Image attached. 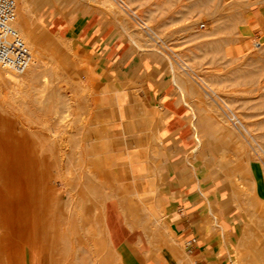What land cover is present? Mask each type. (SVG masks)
Instances as JSON below:
<instances>
[{
    "label": "rangeland",
    "instance_id": "rangeland-1",
    "mask_svg": "<svg viewBox=\"0 0 264 264\" xmlns=\"http://www.w3.org/2000/svg\"><path fill=\"white\" fill-rule=\"evenodd\" d=\"M111 1L121 13L110 10L104 0H28L36 9L34 30L43 41V58L57 59L60 65L56 75L49 63L40 64L30 88L34 103L27 100L22 111L0 101V237L46 236L47 241L37 240L29 251L33 264H41L43 253L50 264H123L101 225L118 165V144L107 135L113 97L103 95L96 61L80 44L78 32L64 34L50 27L52 16L76 26L97 18L126 34L139 52L157 53L163 70L173 77L176 95L189 107L196 141L187 163L196 170L200 190L210 187L212 200L239 219L237 247L226 264H233L236 252L240 264H264V217L254 213L251 203L253 192L264 202V40L249 35L242 55L227 53V42L236 40L233 29L243 32L227 0ZM236 49L230 47L233 53ZM42 74L49 76L47 83H40ZM44 118L47 128L38 129ZM27 124L42 134L37 143ZM48 137L60 139L50 152L44 149ZM43 140L47 142L40 144ZM56 148H64L65 156L59 158ZM151 241L154 248L159 246L157 236ZM40 245L47 247L42 254ZM181 253L186 257L183 247Z\"/></svg>",
    "mask_w": 264,
    "mask_h": 264
},
{
    "label": "crops",
    "instance_id": "crops-1",
    "mask_svg": "<svg viewBox=\"0 0 264 264\" xmlns=\"http://www.w3.org/2000/svg\"><path fill=\"white\" fill-rule=\"evenodd\" d=\"M227 1L243 32L233 29L236 40L227 42L226 51L239 56L249 35L264 40V0ZM51 19L53 32H78L96 61L103 95L113 97L107 135L118 144V165L101 214L110 249L123 264H226L237 245L239 219L212 200L210 187L201 191L197 184L196 170L187 163L196 141L190 109L176 95L160 56L139 52L126 34L101 19L77 26L67 18ZM151 236H157V248Z\"/></svg>",
    "mask_w": 264,
    "mask_h": 264
},
{
    "label": "bare ground",
    "instance_id": "bare-ground-1",
    "mask_svg": "<svg viewBox=\"0 0 264 264\" xmlns=\"http://www.w3.org/2000/svg\"><path fill=\"white\" fill-rule=\"evenodd\" d=\"M18 4V9L16 8L15 10V22H14V25L16 27V29L18 30L20 36L22 37V39L24 40L25 44L27 45L28 49H29V52H30V63L28 65V67L25 69V71L21 72V73H18V74H15V73H11L9 71H6V70H3L0 68V101H5L11 108L10 105H16L17 107H19V110L22 111V105H24V103L28 100L30 102V104H33L34 101H32V96H31V86H32V82L34 80V78L36 77L37 75V72H38V68L40 67V64L42 62H45V64L49 63L50 64V67L51 69L55 72L56 74V70L58 69L59 67V63L57 61V59L54 61H46L43 57L45 56V51H44V47L42 46L43 45V41L42 42H39V39L37 37V34L34 30V27L35 28H38V25H37V21L34 17V13L36 12V9H32L31 8V5L29 4L28 0H15ZM15 2V3H16ZM104 5H106L110 10H116V12H122L120 11L114 4V2H112L111 0H104ZM118 4V3H117ZM119 5V4H118ZM105 6V7H106ZM106 7V8H107ZM121 7V6H120ZM115 14V13H114ZM119 14V13H117ZM122 16V15H121ZM126 16V14H125ZM124 16V17H125ZM110 17V16H109ZM133 17V16H132ZM134 18V17H133ZM131 24V23H130ZM125 25V24H124ZM142 28V27H141ZM41 38V37H40ZM64 39V38H63ZM62 39V40H63ZM44 40V39H43ZM65 40V39H64ZM154 40V38H153ZM153 42V41H152ZM259 43V42H258ZM260 45V43H259ZM54 48V46L52 47ZM69 48V47H68ZM235 48V47H234ZM237 48V47H236ZM235 48V49H236ZM258 48V47H257ZM62 50V49H61ZM70 50V49H69ZM234 50V49H233ZM52 51V50H51ZM235 51H238L237 49ZM59 52V51H58ZM70 53V52H69ZM235 53V52H234ZM53 54V53H51ZM54 54L56 55L55 51H54ZM53 54V55H54ZM50 55V54H49ZM60 55V54H59ZM50 57V56H49ZM56 57V56H55ZM62 58V56H60ZM67 60V59H66ZM60 69V68H59ZM58 74V73H57ZM56 74V75H57ZM48 79H49V76L47 74H42L39 78V81L41 84H44V83H47L48 82ZM185 81V80H184ZM1 101V103H2ZM0 103V105H2ZM5 103V104H6ZM4 104V103H3ZM7 104H6V108H7ZM219 105V104H218ZM220 106V105H219ZM1 107V106H0ZM14 107V106H13ZM220 108H222V106H220ZM18 109V108H17ZM223 110V109H222ZM4 111V110H3ZM13 111V110H12ZM2 112V111H1ZM103 114V113H102ZM4 115V114H3ZM106 115V114H105ZM13 117V116H12ZM26 117V115L24 116ZM53 117H55V114L53 115ZM63 118V117H62ZM149 118V117H147ZM150 121V120H149ZM48 126V118H44L41 120L40 122V125H39V128L38 129H44V128H47ZM68 127V126H67ZM25 128L27 129L26 131H28V133H30L36 140V142L34 143H37L39 140H40V136L42 135L39 130H32L31 127L29 126V124H27V126H25ZM41 134V135H40ZM53 134V133H51ZM62 134V133H61ZM66 134V133H65ZM59 135V134H58ZM67 135V134H66ZM53 137V135H51ZM43 137V136H42ZM50 137V136H49ZM47 140H49L48 142V146H44L46 148L45 151L47 150V152H50V149H52V147H56L55 146V142L54 140L55 139H51L49 138ZM54 137L56 138V136L54 135ZM53 137V138H54ZM155 138L158 139V135L156 134L155 135ZM45 139V138H44ZM58 139V138H57ZM56 139V140H57ZM47 140H43L40 144L42 143H45L47 142ZM55 140V141H56ZM60 140V139H58ZM57 140V141H58ZM45 141V142H44ZM68 141V140H67ZM2 144V143H1ZM39 144V145H40ZM58 144V143H57ZM22 145V144H21ZM38 145V144H36ZM30 146V145H29ZM62 146V145H61ZM28 147V146H27ZM32 147V146H31ZM40 147L42 146H39L37 148L38 151L40 150ZM48 147V148H47ZM26 148V147H25ZM20 149V148H19ZM27 149V148H26ZM25 149V150H26ZM31 149V148H30ZM55 149V148H54ZM24 150V149H22ZM21 150V151H22ZM36 149H34L35 151ZM31 151V150H30ZM18 152V151H17ZM33 152V151H32ZM43 153V150H40L39 153ZM20 153V151H19ZM38 153L35 151V154ZM40 153V154H41ZM26 154V152H25ZM28 154V153H27ZM32 154V153H31ZM44 154V153H43ZM41 154V155H43ZM56 154L58 156H60L59 158H62V156H65L66 154V151L64 150V148H56ZM16 155V153L14 154ZM48 155V154H47ZM50 155V154H49ZM48 155V156H49ZM31 156V155H30ZM17 157L18 159L19 156H15ZM23 156L21 155V158ZM32 157V156H31ZM30 157V158H31ZM35 156H33L32 158H34ZM26 159V156L24 157ZM28 158V157H27ZM36 158V157H35ZM42 158V156H41ZM44 158V157H43ZM64 158V157H63ZM38 159V156L37 158ZM1 160V159H0ZM13 160V159H12ZM31 160V159H30ZM42 160V159H41ZM56 160V159H55ZM62 160V159H61ZM4 161L3 158L2 160L0 161L2 164ZM37 161V160H36ZM57 161V160H56ZM20 162V161H19ZM34 162V161H32ZM27 163V162H26ZM31 163V162H30ZM38 163V161H37ZM53 163V162H52ZM58 163V161H57ZM56 163V164H57ZM101 163V162H100ZM6 164V163H4ZM22 164V162H21ZM34 164V163H32ZM41 164V163H40ZM2 166V165H1ZM44 166V164H43ZM49 166H51L49 164ZM4 167V166H3ZM31 167V165L29 166V168ZM34 167V166H32ZM54 167V166H53ZM6 168V166L4 167ZM28 168V169H29ZM2 169V168H1ZM8 169V168H7ZM34 169V168H33ZM99 169V168H98ZM6 170V169H5ZM32 170V169H31ZM56 171V170H55ZM1 172V170H0ZM92 178V177H91ZM93 180V179H92ZM30 181V180H29ZM28 183L30 184L31 181ZM9 184H12L11 182ZM90 188V187H89ZM96 188V187H95ZM97 189V188H96ZM125 189V188H124ZM91 190V188H90ZM1 193V191H0ZM99 194H97L98 196ZM93 195H91L92 197ZM93 198V197H92ZM97 198V197H96ZM95 200V199H94ZM3 201V198L0 196V203ZM251 203H252V207H253V210H254V213H257L260 217H264V202H262L261 199H259V197L257 195L254 194V192L252 193V196H251ZM254 213L251 214L250 217H252V220H253V215ZM93 220V218H92ZM91 220V221H92ZM94 221V220H93ZM92 221V225L95 224L93 223ZM91 225V223H89ZM90 225L88 227H90ZM93 229L94 226L90 227V229ZM88 229V228H87ZM91 229V230H92ZM98 229V228H97ZM89 230V229H88ZM94 230V229H93ZM88 232V231H87ZM96 232V231H95ZM86 233V232H85ZM92 233V232H91ZM91 235V234H90ZM245 235V234H244ZM246 236V235H245ZM248 236V234H247ZM48 237V236H47ZM53 237V236H52ZM57 237V236H55ZM92 237V236H91ZM90 237V239H91ZM241 237V236H240ZM251 237V236H250ZM33 238L36 239L35 242L31 241ZM43 238V240L45 241L46 240V236H32V237H14V236H6V237H0V264H33L35 261V258H34V255L32 254H29V251H31V253L33 252L34 247L33 246L37 244V240ZM51 238V237H50ZM88 238V237H86ZM244 238V237H243ZM52 239V238H51ZM56 239V238H55ZM55 239H52V242L53 240ZM81 239V238H80ZM79 239V240H80ZM57 240V239H56ZM86 240V239H85ZM241 240V239H240ZM249 240V239H248ZM47 241V240H46ZM48 241H49V237H48ZM82 241V240H81ZM87 241V240H86ZM43 242V241H42ZM52 242H50L52 244ZM84 243V240L82 241ZM89 242V241H88ZM237 242V241H236ZM59 242H57V246L60 245V243L58 244ZM175 243V242H174ZM44 244V243H43ZM49 244V245H51ZM95 244V243H94ZM39 245V243H38ZM53 245V244H52ZM56 245V244H55ZM62 245V244H61ZM85 245V243L83 244ZM94 246V245H93ZM39 247V246H38ZM45 248H43V246L40 245V248H39V251H41V254L43 253L42 252V249H47L46 246H44ZM50 247V246H49ZM56 247V246H55ZM175 247V246H174ZM237 247V246H236ZM52 248V246H51ZM49 248V249H51ZM53 250V249H52ZM44 251V250H43ZM58 251H59V248H58ZM47 252V251H46ZM49 252V251H48ZM52 251H50L51 253ZM237 254V257L233 260V264H240L239 263V260L241 259L238 255V253L236 252ZM51 256V254H50ZM49 258H53L50 257ZM55 256V255H54ZM57 256V255H56ZM83 258V257H82ZM240 258V259H239ZM81 259V258H80ZM54 260V259H53ZM52 260V262H53ZM61 260V259H60ZM63 260V259H62ZM61 260V262H62ZM51 261V260H50ZM79 261V260H78ZM83 261V260H81ZM242 261V260H241ZM240 261V262H241ZM64 263V262H63ZM81 263V262H80ZM93 263V262H92ZM41 264H50L49 263V260L46 256L45 253H43L42 255V260H41ZM53 264V263H52ZM119 264V263H118Z\"/></svg>",
    "mask_w": 264,
    "mask_h": 264
},
{
    "label": "built area",
    "instance_id": "built-area-1",
    "mask_svg": "<svg viewBox=\"0 0 264 264\" xmlns=\"http://www.w3.org/2000/svg\"><path fill=\"white\" fill-rule=\"evenodd\" d=\"M15 10V0H0V68L18 74L28 67L30 52L14 25ZM253 47L259 43L254 42ZM184 249L187 251L188 244Z\"/></svg>",
    "mask_w": 264,
    "mask_h": 264
}]
</instances>
